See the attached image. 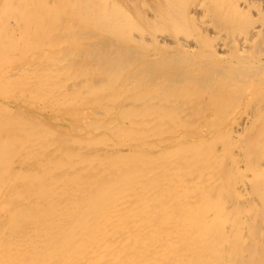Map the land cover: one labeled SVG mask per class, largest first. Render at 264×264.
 <instances>
[{
	"label": "bare ground",
	"instance_id": "obj_1",
	"mask_svg": "<svg viewBox=\"0 0 264 264\" xmlns=\"http://www.w3.org/2000/svg\"><path fill=\"white\" fill-rule=\"evenodd\" d=\"M150 1L149 7L143 2L145 8L148 7L145 12L148 11L146 13L150 17L149 23L157 25L159 29L154 31L161 33L153 35V42H156L155 48L135 43L134 38L129 37L126 42L114 40L113 33H110L113 34L110 38L98 33H88V31L82 33L83 31L79 29L74 36L71 33L67 35L64 28L66 24L60 18L63 14L69 18L73 17L70 0H0V169L2 170L0 172V264H103L102 259H107V255L112 250L114 253L117 252L119 248L117 245L122 244H126L125 248H121L126 251L122 262L126 263L125 257H130L131 261H127L126 264H143L142 256L137 252L135 243H130L133 234L126 236L127 233L124 230L120 238L121 231L108 232L105 230L107 226L102 224L107 206L113 200V195L119 192L117 185H131L116 180L126 164L125 160L110 163L112 156L102 154L99 163L105 167L90 183L95 185L105 177L111 179L112 183L104 184L100 181L97 184L98 187L101 186L98 195L91 197L85 186L87 183L76 182L82 181V177L91 171L84 166L86 161H83V156L61 153L60 143L66 139V125L54 122L58 114L57 103L63 106L75 101L80 102L78 105L82 106L97 105L102 101L98 95L95 99L85 100L83 96L87 95L91 90L89 88L95 82H85L84 71L78 70L81 74L79 75L78 72L73 74L69 70L72 63L75 64L78 58L86 57L89 51L97 53L94 57H97L101 51L105 53L124 51L126 55L137 52L144 57L143 60H134L123 70L111 68L115 76L101 82L102 84L96 82V86L101 85L104 91L109 89V93L126 92L122 100L133 98L138 101L139 97L153 90L155 82L171 84L173 79L169 80V74L176 75L178 71H184L185 76H188L189 73L196 75L201 70H207L211 75L213 74L214 80H217L221 73H226L231 79L233 76L244 75L248 70L247 73L251 78H257L260 88L258 91H262L263 96H256V88L248 85L253 84L256 79H250L247 83L244 80L240 82L241 78L238 77L236 80L246 87L243 97L224 99L216 105L219 116L214 123V133L209 134L212 139H209L212 141L210 146L217 148L214 150L217 154L214 161L219 166L212 184L217 183L220 186L219 182L224 176L222 173L224 166L221 162L227 160L232 165L228 171L240 175L237 191L233 189H230L231 192L225 191L226 196L221 201H216L214 197L210 198L211 208L200 207L201 203L196 205L197 207L190 213L182 212L178 221H185L189 225V236L187 233L182 234L175 230L178 231L177 236L172 237L166 221L160 229L163 253L155 240H150L152 244L148 241L140 245L143 249L145 246V251L149 249L148 253L146 252L147 255L161 257L158 260L160 263L155 261L151 264H210V258L214 255L219 260L223 259L224 255L227 256L225 253L227 247L231 249L227 256L230 257L229 259H237L242 253L243 262L246 263L249 257L255 255L253 246L250 244L259 240L264 243L262 233L260 235L248 233L249 216L247 214L249 213L241 214L238 211L239 214L236 216L235 204L238 206V203H234L238 202V197L249 198L255 193L264 205V192H262L264 191V72L257 75L259 70H264V54L260 52V48L251 43L252 38L257 37V33L263 35L264 25L256 23L249 28L243 18L253 3L264 5V0ZM182 5L188 6L189 17L192 16L195 20L192 22V28H182V36L177 37V41H170L178 46L176 51H170L165 45L159 44L170 39L162 35L166 30L161 28H166V22H175L172 15L175 9ZM137 12L136 14L139 13ZM115 14L118 18L119 15L114 10L109 16L114 21L112 30L116 34L123 27L121 19L115 18ZM204 18H208V22L214 24L215 33L217 30L218 32L226 31V33L235 30L249 33L251 38L243 42V47L239 49V53L244 54L235 55L229 60H220L219 56L211 57L210 53L202 51L199 46V37L206 30L207 19L204 24ZM78 27L84 28V24L79 23ZM257 41L261 43L259 39ZM219 45L221 52L227 51L225 45ZM164 49H166L165 52ZM163 52L169 57L162 55ZM246 53L251 55L246 56ZM171 55L174 59L184 55L189 58L175 63L173 67L169 60ZM89 70L91 72V69ZM198 80L201 81L200 84L203 83L200 78ZM218 85L217 83L216 86ZM238 90L241 89L238 88ZM97 92L98 89L95 93ZM199 93L201 95V92ZM73 96L76 97L75 100ZM166 103L164 98L162 103L154 104L161 107L160 104ZM145 105L149 107L148 104ZM131 106L134 105L132 103L127 105V107ZM31 108L36 109L37 121L27 124L24 114L28 115ZM226 117H228V123H224ZM51 119L54 123H48ZM114 124L115 121L108 118L97 127L101 132L99 138H93L95 144L84 139L86 131L76 130L77 134L80 132L83 139L72 137L71 146L74 147L77 144L78 149L80 146L82 148L83 144L79 141L85 140L84 147L89 150L87 154L91 161L99 155L97 151L110 154L113 153L110 151L118 150L122 154L125 153L127 150L124 151L120 143L114 142L117 135L115 133V138L112 136V132L115 131ZM86 129L88 130V127ZM192 137L191 140L194 142H198L201 138L200 133L197 132ZM202 145L207 146V143L204 144L202 141ZM52 148L54 153L49 159L47 154ZM146 151L148 166L157 165L160 160L152 159L153 149ZM223 153L228 154V158L223 159ZM68 160L70 162L66 163ZM106 162L110 164L106 165ZM136 165L135 163L134 167ZM257 184L258 186H255ZM257 188L261 190L257 191ZM66 203L69 205L66 206ZM73 209L75 213L71 222H65L64 211L68 215ZM125 225V223H119L117 229H125ZM204 228L208 230V236L202 235ZM135 236L134 241L137 240ZM137 237L145 239L141 233ZM205 240L209 243L210 252L204 248ZM100 260L101 262L98 263ZM116 261L120 264V260L117 259L112 264H116Z\"/></svg>",
	"mask_w": 264,
	"mask_h": 264
},
{
	"label": "rangeland",
	"instance_id": "obj_2",
	"mask_svg": "<svg viewBox=\"0 0 264 264\" xmlns=\"http://www.w3.org/2000/svg\"><path fill=\"white\" fill-rule=\"evenodd\" d=\"M70 1H71L70 8L71 9L73 8L72 11L74 13L73 17L69 18V16H67L66 14H63L62 17L60 18L63 19L66 24V27L64 28L65 31H67L66 33L67 35L71 33L74 36V34L78 33L76 31H79L80 29L83 31L82 33L88 31V33L101 34L103 37L112 38L114 34L115 35L113 37L114 40H121L125 42L127 41L126 39L128 37L134 38L133 42L135 43L144 44L150 48L156 47V42L155 43L153 42L154 36L160 35L161 33L155 32L157 31L158 27H156L157 25L154 26L152 22H151L152 24L149 23L150 17L149 14L146 13L148 11L145 12V10H148L146 9L149 7L148 5L151 4L150 0H128V1L127 0L124 1L123 0H96V1L70 0ZM90 2L92 5L90 4ZM143 2L148 7L145 8ZM141 5L143 6V8ZM263 6L264 5L253 3L250 6L251 8L249 9V11L247 10L246 14H244L245 15L243 16L244 23L247 26H249V28H251L256 23L260 25L261 24L264 25ZM132 7L136 9H133ZM184 7L182 5L181 7L175 9V13L172 15L173 18H175V22H176V23L174 22L175 24L172 21H171L172 23L166 22L165 23L166 28L164 26L163 27L165 29L161 28V30H166L165 33H162V35H165L167 38L170 39H168L169 41L167 42L164 41L163 42L164 44L162 42H159V44L165 45V47L168 48L170 51L172 50L176 51L178 48V46L173 45L170 41L173 40L177 41V37L180 38L182 36L181 35L183 30L182 28L185 29L187 27L192 28V22H194L195 20V18H193L192 16L189 17L188 6L185 5ZM112 10H114L115 13L116 12L118 13L119 15L118 18L121 19V23L123 27V29L116 34L112 30L114 21H112L111 17L109 16ZM137 11L140 13V15ZM136 12L138 14H136ZM67 18H69V20H67ZM115 18H117L116 14H115ZM188 19H192V21H188ZM206 19H207V23L205 22ZM208 21H209L208 18H204L203 22L204 24L206 23L205 24L206 30H204V33H201V36L199 37L200 40L199 46L202 51L204 50L205 53H210L211 57L219 56L220 60L222 59L229 60L235 55L238 56V54H244V53H239V49L240 47L241 48L243 47L242 45L243 42H246L251 38L249 33H247L248 34L247 35L244 31H236V30L230 31L229 33H226V31L218 32L217 30V32L215 33L214 24L209 23ZM79 23L84 24V28H79L78 27ZM212 32H214L215 34ZM129 33L131 34L129 35ZM261 34L262 33H257V37L252 38L253 40L251 43L257 46L258 48H260V52L264 54V38H263L264 32L263 35ZM258 39L261 41V43L257 41ZM219 44L225 45V49L227 51H225L224 53L221 52V50H219L221 48ZM261 48L263 49L261 50ZM217 49L220 52L217 51ZM165 50L166 49H164L163 51L165 52ZM119 52L120 53H105V51H101L100 52L101 55L99 53L97 57H94L95 55H97V53L93 51H89L88 53H86V57L80 59L78 58V61L75 62V64L72 63V65L69 66L70 67L69 70L73 74L78 72V70L79 72L84 71L85 82H89V83L95 82V84H92V87L89 88L91 90L88 91L87 95H84L83 98L85 100L87 99L90 100L93 98L95 99L97 97L96 95H98L99 98L102 99V101L100 103H97V105L84 104L81 106L78 105L80 104V102L74 101L76 97L73 96L72 97L74 99L73 103L63 106L57 103L56 110H58L57 112L58 114H56V118L54 117L55 118L54 122L56 121V123L58 122L63 124L65 123L66 125L65 128L66 139L60 143V146H62L61 153L66 155L73 154L71 156L82 155L83 161L84 160L86 161L84 163V166H86L89 170H91L88 171L82 177L83 179L82 181H76L78 184H80V182L87 183V185L85 186L87 187V192L89 191L88 193L91 195V197L98 195L101 186L98 187L99 185L97 184H99L100 181L103 182L104 184L112 183L111 179H108L107 177L101 179L98 183H96L95 185L97 186L92 185L90 183V181L92 182L97 176H99L98 173L102 172L103 168L105 167L101 165V163H99L102 154L105 156L106 155L112 156L110 163L118 162V161L123 162V160H125L126 164L122 168L120 172L121 174L116 177V180L122 183H130L131 185L130 186H125L124 184L117 185L119 187V192H116L113 195V200L107 206L105 215L103 216L102 219V224H104V226H107L105 230H107L108 232L116 231L117 233V231H121L119 236L120 235L122 236L123 234L122 231L124 230H125L124 232L127 233L126 236L132 234L134 236L135 235L138 236L140 235V233L144 235L145 237L144 240L135 236L137 238L136 241H134V236H133L130 239L131 240L130 243H135L137 252L140 253L142 256L143 264H151L152 262L155 261L160 263L158 260L161 257L156 258L154 256L147 255L146 252L148 253L149 249L145 251L144 250L145 246L143 249L140 243L145 244L150 240H155L156 243L159 245V249L161 253H163L164 251L161 248L163 247V245L160 242L161 241L160 229L162 225L165 224L166 221L169 224L168 228L171 231L170 234L172 237L177 236L176 232L178 231L181 232L182 234L187 233V235L189 236L190 235L188 232L189 225L185 221H178L180 217L179 215H181L182 212H184V214L190 213L193 209L197 207L196 205L201 203L202 205L200 207L211 208L212 203L210 198L214 197L216 201L224 200L226 196L225 191L231 192L230 189H233V191L236 192L237 189L239 188L240 175L233 172L230 173L228 171L231 162L230 161L227 162V160H223L221 162L223 163L224 166L222 172L224 176H223V180L219 182L220 186L217 183L212 184L213 179L216 178L215 175L219 170L218 164H216L214 161L217 155L215 154L214 150L217 148L210 146L212 144L211 141L212 139L210 138L209 135L211 133H214L215 130L214 123L219 116V114H217L216 112L217 109L216 105L224 99L243 97L245 93L244 91H246L245 90L246 87H243L238 82V80H236L238 77L241 78L240 82L244 80L247 83L250 82V79H256L253 84H248V85H252L254 88H256L257 91L256 96L258 97L263 96V93L262 91H258L260 90V88L258 86L257 78L255 77L251 78L249 76V73H247L248 70L244 73V75L240 74V76L242 75V77L233 76L231 77V79L228 78L229 76L226 73L225 74L221 73V75L218 76L219 78L217 80H214V78L212 77L213 74L211 75L210 71L207 72V70L199 71L200 74L197 72L196 75L198 77L192 73H189L187 74L188 76H185L184 71H178L176 75L169 74L168 76L169 80L173 79L171 84H166L159 80L160 83L158 84V82H155L154 86L152 87L153 90L151 89L150 93H147L139 97L138 101L134 100L133 98H127L122 100L125 97L126 92L123 93L115 92L116 94H113V93H109L110 92L109 89H105L104 91V88L99 84H98L99 87L96 86V82L102 84L101 82H105L108 79H110V77L115 76L111 68L115 70H119V69L123 70L127 66H129L134 60L144 59V57L139 55L137 52L131 53L129 55H126L124 51H119ZM164 52L162 55L165 56L166 54ZM250 55L251 53L249 54L246 53V56H250ZM165 57H169V56H165ZM170 58H169L170 64L171 66L173 65L174 67L175 63L183 62V60L188 59L189 57H186V55H184V57L179 56V57H175L174 59V56L171 55ZM81 67H83L84 69ZM89 69H91V72ZM262 72H264L263 69L259 70L257 75H260ZM79 75L81 74L79 73ZM198 78H200V80H202L204 84L203 83L200 84L201 81H199ZM208 78L209 80H206ZM206 81L209 82L207 83ZM217 83L219 84L218 86H216ZM212 84L215 85L212 86ZM190 85L192 86V88ZM206 86L209 88H207ZM211 86H212V90H211ZM217 87L219 90L217 89ZM238 88L241 90H238ZM97 89L98 92L95 93ZM224 90L226 91L224 92ZM216 91L219 94H217ZM220 91L224 92L225 94ZM199 92H201V95ZM184 94H186V96ZM185 97L189 99H186ZM201 97H203V99ZM164 98L166 99L167 103L165 105L160 104L161 107H157L156 105L158 103H162ZM127 103L128 104L132 103V105L134 106L127 107L128 105ZM145 104H148L149 107H147ZM115 108L117 109L113 110ZM26 115L24 114L27 124L30 123L33 124V122L37 121L36 109L31 108V110H29V113L27 115L28 117ZM108 118L115 121L114 124L115 131L112 132V136L114 137L115 133L118 136L116 135L115 136L116 138L114 137L115 138L114 142L115 144L120 143L121 144L120 147H123L124 151L127 150L125 151V153L122 154L118 150L117 151L112 150L110 152L113 153L110 154L109 152L107 154L106 152L97 151L99 155H96V158H93V160L91 161L89 160V156H88L89 150L84 147L85 140L79 141V143L83 144L82 148L80 146L82 150L80 148L79 149L77 148V144L74 145V147L71 146L70 139L72 137L75 138L81 137V135L79 134L81 131H86V136L84 139L89 140L90 142H92V144H95L93 138L95 139L99 138V133L101 132V131L99 132V129H97V127H99L100 124L106 119L108 120ZM51 122L52 119L50 122L48 121V123ZM173 122L174 124H172ZM228 122H229L228 117H226L224 123H228ZM85 125L87 126L85 127ZM87 127L88 130L86 129ZM76 130L80 132H78L77 134ZM196 132L200 133V137H201L199 138L198 142H194L191 140L193 138L192 136H194ZM68 136L70 137L68 138ZM202 141H204V144L206 142L207 146L206 145L203 146ZM147 149H153L154 151V156H152L153 160H157V159L160 160L159 163H157V165L148 166L149 163H146ZM50 151L47 154V157L49 159L51 158V155L54 153L53 148ZM227 155L228 154L223 153V159H225V157L228 158ZM67 162L70 161L68 160L66 161V163ZM132 162L134 163V165L135 163L137 165L134 167V165H132L133 164ZM110 163L106 162L105 164L107 165ZM227 171L229 172V174ZM0 172H2L1 169ZM235 175L238 177H236ZM255 186H258V184ZM223 190L224 192H222ZM260 190L261 189L257 188V191ZM262 192L264 191L262 190ZM79 201L77 202L80 204ZM237 201L238 202H234V203H238V206L237 204H235V208L237 209V211H235L236 216L239 213L241 214H244L245 212L249 213V215L247 214V216H249L248 217L249 225L247 227L248 233L258 234V235L262 233L264 236V205L262 200H260L259 197L255 196V193H253L249 198L246 196H242V198L238 197ZM67 205L69 204L66 203V206ZM74 213H75L74 209L71 210V212L68 215L64 211V214L66 215L64 216L65 217L64 219H66L65 222H71V218L74 216ZM119 223H125L126 224L125 229H121V230L117 229ZM203 224H204V219H203ZM203 224H202V228L204 227ZM207 232L208 230L204 228V230L201 233L202 235L204 234V236H208ZM121 236L120 238H122ZM150 243L152 244V241H150ZM250 245L253 246L255 255L249 257L246 263L243 262L241 255L242 253L238 255L239 257L237 259L235 258H231L232 260L229 259L230 257H227L228 254H230L231 252V249L229 247L225 249V253H227V256L224 255L223 259L219 260L216 259L214 255L210 258L209 262L210 264H247V263L264 264V243L259 240ZM117 246L119 247L117 249V252L114 253L113 250L110 251L109 254L107 255L108 258L102 259V262L100 260L98 261V263L101 262L103 264H112L113 261H115V259L120 260L119 261L120 264H126L127 261L128 262L131 261L129 260L130 257L128 258L125 257V260H127L126 263L122 262L123 260L122 257L126 253V251L122 250L121 248H125L126 244L117 245ZM204 248L205 250L207 249V251L210 252L209 243L206 240L204 241ZM116 264H118L117 261Z\"/></svg>",
	"mask_w": 264,
	"mask_h": 264
}]
</instances>
